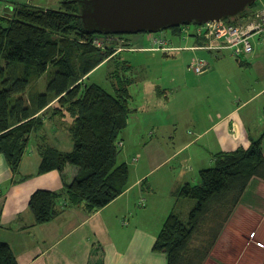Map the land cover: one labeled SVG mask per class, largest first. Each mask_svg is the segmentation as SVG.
Returning <instances> with one entry per match:
<instances>
[{"label": "trees", "instance_id": "1", "mask_svg": "<svg viewBox=\"0 0 264 264\" xmlns=\"http://www.w3.org/2000/svg\"><path fill=\"white\" fill-rule=\"evenodd\" d=\"M257 2L226 19H248ZM80 13L78 0H61L57 8L16 2L0 13V153L13 172H19L30 138L44 127L47 116L72 118L68 131L74 148L41 146L39 173L63 171L71 164L77 174L70 182L64 177L61 191L38 189L32 194L29 207L35 224L55 219L61 200L64 206L84 204L94 212L130 185V166L119 161V155L120 136L136 111L131 90L135 78L112 72L113 92L88 80L100 65L132 48L133 41L124 34L88 31ZM181 27L173 28L181 32ZM129 62L123 59L127 72ZM41 78L42 90L37 87ZM256 177L264 179V133L252 138L249 147L216 153L214 164L200 170L196 183L179 188L178 196L195 204L186 216L176 210L169 213L154 250L164 253L168 264H205ZM103 253L95 243L90 263L105 264ZM0 264H19L5 241H0Z\"/></svg>", "mask_w": 264, "mask_h": 264}, {"label": "crops", "instance_id": "2", "mask_svg": "<svg viewBox=\"0 0 264 264\" xmlns=\"http://www.w3.org/2000/svg\"><path fill=\"white\" fill-rule=\"evenodd\" d=\"M179 33L176 38L168 36L170 49H163L153 42L154 47L141 46L138 50L163 51L167 56H175L182 50H204L203 40L194 31L187 35L195 37L191 46L177 43L176 39L181 40ZM128 50L132 49L121 53ZM205 50L217 59L226 56L227 52L233 55L230 50ZM201 59L207 62L202 74L208 73L211 67L216 68L205 58ZM250 60L237 58L243 65L257 70L259 81L264 82V62ZM134 78L137 84L139 77ZM157 92L169 100L167 88L164 91L158 86ZM239 102L222 98L204 107L189 105L183 110L188 113L190 122L182 129V144L172 151L163 145L160 137L165 131L157 123L156 133L147 134L150 139H145L143 133L136 140V143H144L141 153L146 152V163L150 168L141 173L136 170V180L132 184L130 172V185L122 195L94 212H89L84 204L64 206L66 201L61 200V211L55 219L35 224L29 207L32 194L38 189L63 190L64 177L70 182L78 170L68 164L63 171L39 173L41 146L51 145L62 151L74 148V140L68 131L72 118L47 116L44 127L32 134L18 173L13 172L6 156L0 153V241L11 245L19 264H91L95 243L102 246L105 264H168L166 255L154 250L161 229L150 223L148 215L158 206L154 197L158 196L159 187L155 181L150 182V176L170 165L176 178L172 184L167 183V190L182 201L178 196L179 188L196 182L200 170L212 166L210 162L214 163L216 153L240 146L249 147L252 138L264 133V87L250 93L246 99L241 97ZM135 108L132 115L137 116L141 106L137 103ZM123 143L124 138L120 139V146ZM147 190L152 191L153 196L147 198L146 204L144 199L139 202ZM139 203L147 206L138 209ZM172 204L167 205L162 218L176 210ZM146 220L150 225L145 224ZM162 220L160 218L158 224ZM205 264H264L263 178L252 179Z\"/></svg>", "mask_w": 264, "mask_h": 264}, {"label": "rangeland", "instance_id": "3", "mask_svg": "<svg viewBox=\"0 0 264 264\" xmlns=\"http://www.w3.org/2000/svg\"><path fill=\"white\" fill-rule=\"evenodd\" d=\"M60 1L0 0V13L12 8L16 2H29L39 6L57 8ZM257 4V7L263 6L264 0H258ZM239 19L242 20L241 17ZM239 19L237 21H240ZM181 28L182 31L179 33L181 40L176 39L177 43L182 46L193 45L195 37H188L187 35L198 28L197 24H185ZM178 32L179 30L171 27L158 32L124 34L126 37L133 38V48H130L132 50L124 51L119 58L100 65L88 80L89 82L99 83L113 92L114 87L110 79L112 72L120 70L121 73H127L132 78L139 77V82L132 84L131 90L136 98L135 105L138 103L141 106L140 113L137 116L132 115L130 117L128 127L120 136V139L124 138V143L120 146L119 161H127L130 164L131 184L136 180V170L141 173L142 170L150 168L146 163V152L141 153L144 143H136V140L141 138L143 133L145 139H150V137H147L148 132L155 131L156 133V124H161L165 133L163 134L164 138L162 135L160 139L163 145L172 151L182 144V129L190 122L188 113H184L183 110L189 105L204 107L222 98H233L237 104H240L241 97L246 99L250 93L264 87V82L259 81L257 70L255 71V69L243 65L230 52H227L226 56L217 59L210 51L205 49L182 50L175 56H167L163 51L138 50V47L141 46L154 47L153 40L155 37L163 36L168 39V36H170L176 38ZM252 41L254 51L247 56H242L241 60L261 59L264 62V34L257 35ZM201 58L211 62L212 66L216 65V68L212 69L211 67L208 73L198 74L192 68V63ZM123 59L129 60L132 65L129 72L124 69ZM222 60L225 61L221 63ZM44 84L45 78H41L37 83V87L41 90L45 89ZM158 86L164 91L167 88L169 100L165 99L164 94H158ZM262 99L263 97L261 101ZM210 163L211 165L214 164L213 161ZM175 178V171L171 170L170 165L150 176V182L155 181L159 187L158 196L154 197L158 206L150 210L148 215L150 223L157 225L156 229L158 227L159 229L162 228L169 214H165L163 218L162 215L166 213L167 205H171L173 201L172 205L176 207V211L183 213L185 216L195 204V201L190 198L182 197V201H179V198L170 194L166 185L167 183L172 184ZM152 194V191H145L139 202L144 199L146 204L147 198L150 199L153 196ZM139 205L142 206V203H139ZM140 206L138 209H143L147 205L145 207ZM160 218L163 219V222L158 224ZM150 223L147 220L145 221L146 225H150Z\"/></svg>", "mask_w": 264, "mask_h": 264}, {"label": "water", "instance_id": "4", "mask_svg": "<svg viewBox=\"0 0 264 264\" xmlns=\"http://www.w3.org/2000/svg\"><path fill=\"white\" fill-rule=\"evenodd\" d=\"M90 32H158L185 24L233 18L258 0H78Z\"/></svg>", "mask_w": 264, "mask_h": 264}, {"label": "built area", "instance_id": "5", "mask_svg": "<svg viewBox=\"0 0 264 264\" xmlns=\"http://www.w3.org/2000/svg\"><path fill=\"white\" fill-rule=\"evenodd\" d=\"M197 26L198 28L194 31V34L203 40L204 45L202 48L230 50L235 57L241 58L254 51L252 41L254 36L264 34V5L257 7L248 19H242L237 23L220 19L210 20L203 24H197ZM153 42L163 49L171 48L168 47V39L163 36L155 37ZM96 43L102 45L103 40L97 39ZM206 66L207 62L203 59L196 60L192 64V68L198 74H202Z\"/></svg>", "mask_w": 264, "mask_h": 264}]
</instances>
